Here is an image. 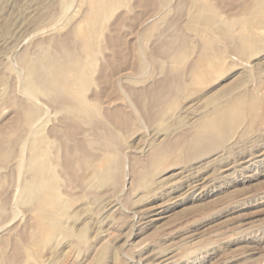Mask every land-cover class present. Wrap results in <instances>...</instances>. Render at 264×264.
Here are the masks:
<instances>
[{
	"label": "rangeland",
	"instance_id": "obj_1",
	"mask_svg": "<svg viewBox=\"0 0 264 264\" xmlns=\"http://www.w3.org/2000/svg\"><path fill=\"white\" fill-rule=\"evenodd\" d=\"M89 1L0 0V225L9 224L0 233V264H264V0H100L96 6L103 13L87 27ZM199 14L218 22L220 30L195 20ZM79 33L99 36L82 95L94 111L88 107L91 116L78 121L79 138L96 163L118 148L119 168L106 183L90 180L84 166L74 169L82 180L57 174L55 193L78 218H63L70 221L67 241L58 236L34 243L32 212L21 204L27 159L34 154L27 112H36L45 136L61 122L77 120L59 117L54 97L26 90L35 83L25 65L58 45L77 50ZM247 33L257 44L252 53L237 55V39ZM216 52L220 65L206 77L197 62ZM197 70L202 79L194 83ZM122 73L128 77L120 80ZM178 78L182 87L175 89ZM223 90L225 98H219ZM226 101L253 103L255 118L230 122L218 131L227 132L225 138L192 142L196 126L211 121ZM226 111L247 114L245 107ZM95 127L110 134L101 132L105 136L98 140ZM190 146L188 153L184 147ZM160 148L169 157L149 177L151 156ZM156 203L163 206L161 215L150 217L148 208Z\"/></svg>",
	"mask_w": 264,
	"mask_h": 264
},
{
	"label": "bare ground",
	"instance_id": "obj_2",
	"mask_svg": "<svg viewBox=\"0 0 264 264\" xmlns=\"http://www.w3.org/2000/svg\"><path fill=\"white\" fill-rule=\"evenodd\" d=\"M100 0H91V4L93 6H91L89 15L87 17L86 20V24L87 27H89V23L91 25L92 21L94 20L95 16L100 15L101 12L100 7L96 6L97 3ZM107 1V0H106ZM191 1V0H190ZM108 2V1H107ZM106 3V2H105ZM262 3V2H261ZM260 3V4H261ZM90 1H89V5ZM255 5V4H254ZM263 5V4H262ZM106 6V5H104ZM261 6V5H260ZM62 7V6H61ZM194 7V6H193ZM60 8V7H59ZM254 8V7H253ZM62 10V9H60ZM254 10V9H253ZM258 11H260L259 9H257ZM103 11V10H102ZM257 11V12H258ZM201 12V11H200ZM199 12V13H200ZM255 12V11H254ZM66 14V13H65ZM195 14V13H194ZM264 14V13H262ZM253 15V14H252ZM261 14L259 13V16ZM195 16V15H194ZM263 16V15H262ZM70 17V16H69ZM264 17V16H263ZM101 20V18H100ZM195 20H200L202 22L205 23V25L208 26V28H215V29H219L218 26V22H215L212 18L209 17H205L202 15H197ZM254 21V19H253ZM103 22V21H102ZM261 22V20H256L255 24H259ZM202 24V23H200ZM99 25H101L99 23ZM222 25V24H220ZM249 26V25H248ZM257 26V25H256ZM97 26H95L96 28ZM250 27L251 24H250ZM101 28V27H100ZM206 28V29H208ZM224 28V27H221ZM45 30V29H44ZM96 30V29H95ZM94 30V31H95ZM73 31V30H72ZM85 31V30H84ZM82 30V32H84ZM89 31V30H88ZM93 31V34H94ZM222 31V30H221ZM224 31V30H223ZM222 31V32H223ZM228 31V30H227ZM245 31V30H244ZM251 31V29H250ZM45 32V31H44ZM92 32V31H91ZM216 32V31H215ZM220 32V31H219ZM249 32V31H248ZM72 33V32H71ZM74 33V32H73ZM89 33V32H87ZM96 33V31H95ZM98 33V31H97ZM100 33V32H99ZM76 34V33H75ZM74 34V35H75ZM80 35H82L81 33H79ZM86 34V33H84ZM226 34V33H225ZM224 34V35H225ZM73 35V36H74ZM79 35L80 38V42L79 41H75L76 45L79 48V50H73L72 46L69 47V49L71 48L72 50L66 49L64 47V45L62 46H56L54 47L53 50H47V52H42L41 54L39 53V56L32 60L31 62L28 61V63L25 65V69L27 70V75L28 78H30L35 84H33V87H27V91H29L30 93H33L34 95H38V96H46V97H54V99H56V105H57V112L56 114H60L59 117H61V113L63 114H69L71 115L70 117H73L74 119H76L77 121L75 122L76 124H68L67 122H61L60 125L56 126V128L54 127V130H47V136H45V125L44 124H40L38 122L39 117L36 116V114L34 115V113H36L34 110H32L33 112H27V117H28V126L30 127V138H32V141L30 142V148L32 151H34L33 155H30L29 160L27 159L28 163L26 165L25 168V173L28 176V179L25 180L22 188V200H21V204L28 206L30 209V212H32V227L34 228V234L30 240V242H34V243H48L50 241H52L53 239H55L56 237H63L66 239L69 238L70 236V229L69 226H67V224L70 222L64 223V217L65 218H73L77 217L76 215L70 216L67 210V206L65 205V202L62 200L61 197H59L55 191H56V184L55 181L56 176H58L57 174H60L59 176L62 178L64 177H68L71 176V178L74 179H80V177H84L82 175H80V177L76 176L75 174V170L76 168H84L87 167L90 170V176L88 178L91 179H95L99 180V183H106L105 181L110 180L109 177L110 175H112V171L113 170H118L119 168V159H120V155L117 152V149L115 150V152L112 153H105L104 157L101 158V162L96 163L98 161V158L93 156V154L87 150V148L83 145V142L81 140V138H79V132L80 129L78 128V121H84L83 118L85 117H90L91 116V112H90V108L91 106H86L85 101L82 98L83 95V91L85 90L84 88L87 86L89 82V77L87 75L88 70H90V62L93 61V59L95 58V56L97 55L98 50H95V44L98 43L99 40V36L98 35H82V37ZM68 36V35H67ZM70 36V35H69ZM101 38V37H100ZM54 39V37H53ZM61 40V39H60ZM66 40V38H65ZM109 40V39H108ZM51 41V39H50ZM70 41L71 44V40ZM67 41V42H68ZM233 41V40H232ZM58 42V40L56 41ZM66 42V43H67ZM73 40V43H75ZM79 42V43H78ZM237 42L239 44L238 48H237V52L239 55L240 54H248V53H252L253 48L255 47L256 40L254 38V36L252 35H248L247 34H243L240 35L237 39ZM69 43V42H68ZM67 43V44H68ZM72 43V44H73ZM101 43V42H100ZM110 44L108 47H113V43H111V41L109 42ZM122 43V42H121ZM54 44V43H53ZM57 44V43H56ZM66 44V45H67ZM112 44V45H111ZM237 44V43H236ZM75 45V44H74ZM75 45V48L77 47ZM52 46V45H51ZM69 46V45H68ZM100 46V44H99ZM115 46V45H114ZM118 46V45H117ZM101 47V46H100ZM74 48V49H75ZM47 49V48H46ZM99 49V48H98ZM247 50V52H246ZM116 50L113 49L112 52L114 53ZM236 51V50H235ZM103 52V51H102ZM121 53V52H120ZM119 53V54H120ZM106 54V53H105ZM104 54V55H105ZM236 54V52H235ZM115 55V54H114ZM113 55V57H114ZM117 55V54H116ZM143 55V54H142ZM216 55V56H215ZM215 55L213 56H208L206 54H204L203 57L199 58L198 60V65H200L202 67V72L201 74L207 76H211L216 69L219 67L220 65V53L216 52ZM36 56V55H35ZM112 56V55H111ZM133 56V55H132ZM250 56V55H249ZM113 57L111 58L109 57H105L107 62L110 64L113 63L114 61H112ZM118 57V56H116ZM248 57V56H247ZM140 58V57H139ZM249 58V57H248ZM26 59V57L24 58V60ZM111 59V60H110ZM118 59V58H117ZM133 59V58H132ZM28 60V59H27ZM31 60V59H30ZM130 60V59H129ZM153 60V59H152ZM117 61V60H116ZM25 63V61H23ZM102 62V61H101ZM125 62V61H124ZM131 64V63H130ZM22 65V64H21ZM137 65V64H135ZM24 67V66H23ZM111 67V66H110ZM117 68V67H116ZM131 68V67H130ZM134 68V67H133ZM198 68V67H197ZM24 69V70H25ZM113 69V67H112ZM115 69V68H114ZM118 70V69H116ZM114 71V70H112ZM123 71V70H122ZM136 71V70H135ZM26 72V71H25ZM118 72V71H117ZM200 73L194 72L192 75V82L197 83L202 79ZM26 75V76H27ZM118 75V74H117ZM103 76V74L101 75V77ZM116 76V75H115ZM128 77V73H122L119 76V79H125ZM131 78V77H130ZM177 83L175 85V89H180L182 87V83L179 81V78L177 79ZM191 82V83H192ZM175 83V82H174ZM106 84V83H105ZM91 85V84H90ZM169 85V84H168ZM110 86V85H109ZM191 86V84H190ZM193 86V85H192ZM197 86V85H196ZM25 87V86H24ZM23 87V88H24ZM185 87V85H184ZM159 88V87H158ZM157 88V89H158ZM192 88V87H191ZM133 90V88H131ZM186 89V87H185ZM131 90V91H132ZM192 89H190L191 91ZM200 90V89H198ZM231 91V90H230ZM140 92V91H139ZM157 92V91H156ZM179 92V91H178ZM136 93V92H135ZM133 94V93H132ZM174 94V93H173ZM185 94V93H184ZM218 94V93H217ZM141 95V94H140ZM226 95V91L223 90V93L219 94V98H225ZM162 96V95H161ZM154 97V95H153ZM217 97V98H218ZM135 98V97H134ZM147 98V97H146ZM149 98V97H148ZM218 98V99H219ZM32 99V98H31ZM42 99V98H41ZM97 99V98H96ZM51 100V99H50ZM142 100V99H141ZM156 100V99H155ZM216 100V99H215ZM221 100V99H220ZM40 101V100H39ZM38 101V102H39ZM102 101V100H99ZM143 101V100H142ZM149 101V100H147ZM152 101V100H151ZM219 101V100H217ZM46 102V101H45ZM51 102V101H50ZM109 102V101H108ZM171 102V101H170ZM220 102V101H219ZM241 102V101H240ZM240 102H232L230 104H228V101L223 102L222 104L218 105L216 107V110L214 111L215 117L209 121V122H202L201 124H198L197 127V134L194 136V138L192 139V142H196L199 144H204V143H209L211 140H213L215 138L216 135L221 136L220 138H225L227 136V132H224L223 134H218V131L221 132L223 131V129L226 128V126H228V124L230 122L232 123H238L239 121H241L244 118L248 119V121L251 123L252 120L255 118V113L256 110L254 108L253 103H249L246 104L245 106H241ZM55 103V102H54ZM145 103V102H144ZM198 103V102H197ZM216 103V102H215ZM221 103V102H220ZM28 104V103H27ZM40 104V103H39ZM49 104V103H48ZM209 104V103H208ZM51 105V104H50ZM191 105V104H190ZM47 106V105H45ZM171 106V105H170ZM31 107V106H30ZM44 107V105H43ZM48 107V106H47ZM89 107V109H88ZM144 107V106H143ZM191 107V106H190ZM193 107V106H192ZM233 108V107H245L247 114H242L241 112L237 111V112H232V113H228L226 110L229 108ZM27 108V107H26ZM32 108V107H31ZM98 108V107H97ZM189 108V107H188ZM25 109V108H24ZM34 109V108H33ZM91 111H94L93 108H91ZM106 109V108H105ZM114 109V108H113ZM117 109V108H116ZM170 109V108H169ZM28 110V108L26 109V111ZM43 110V109H42ZM50 110V109H49ZM25 111V110H24ZM29 111V110H28ZM31 111V110H30ZM44 111V110H43ZM107 111V110H106ZM163 112V111H162ZM192 112V111H191ZM38 113V112H37ZM43 113V112H42ZM94 113V112H93ZM97 113V112H96ZM94 113V114H96ZM99 113V112H98ZM97 113V114H98ZM157 113V112H156ZM198 113V112H197ZM53 114V113H52ZM63 114V115H64ZM194 113H192L191 116H193ZM199 114V113H198ZM40 115V114H38ZM106 115V114H105ZM117 115V114H116ZM158 115V114H157ZM95 116V115H92ZM128 116V115H127ZM163 116V115H162ZM37 117V118H36ZM42 117V116H40ZM67 117V116H66ZM195 117V116H194ZM158 118V117H157ZM54 119V118H53ZM56 119V118H55ZM63 119V118H62ZM65 119V118H64ZM72 119V118H71ZM89 118H87L88 120ZM91 119V118H90ZM24 120V119H22ZM44 120V119H43ZM66 120V119H65ZM73 120V119H72ZM93 120H95L93 118ZM114 120V119H113ZM161 120V119H160ZM57 121V120H56ZM61 121V120H60ZM64 121V120H63ZM68 121V120H67ZM92 121V120H90ZM25 122V120H24ZM86 122V121H84ZM129 122V121H128ZM127 122V123H128ZM89 123V122H88ZM86 123V124H88ZM94 123V122H91ZM122 123V122H121ZM52 124V123H51ZM96 124V123H95ZM93 124V125H95ZM106 124V123H104ZM110 124V123H109ZM98 125V124H97ZM113 125V123H112ZM123 125V123H122ZM121 125V127H122ZM192 125V124H191ZM22 126V124L20 125ZM100 126V125H99ZM102 126V125H101ZM103 127V126H102ZM124 127V126H123ZM130 127V126H129ZM195 127V126H194ZM24 128V127H23ZM21 129V128H20ZM87 129V128H86ZM103 128H94L91 129L92 133H93V137H95L96 139H98L99 137H102L103 134H106L108 136V134L110 133H106V131H102ZM123 129V128H122ZM129 129V128H128ZM161 128H159L160 130ZM113 130V129H112ZM101 132L103 133L101 136ZM111 132V131H110ZM113 132V131H112ZM196 132V131H195ZM240 132V131H239ZM91 133V134H92ZM115 133V132H114ZM90 134V135H91ZM114 135V134H113ZM116 135V134H115ZM22 136V134H21ZM91 136V137H92ZM105 136V135H103ZM16 137V136H14ZM24 137V136H23ZM46 137L51 138L50 141H48L46 139ZM111 137V135L109 136ZM27 137H25V140ZM89 138V137H88ZM113 138V137H111ZM217 138V137H216ZM229 138V137H228ZM236 138V137H235ZM15 139V138H14ZM29 139V138H28ZM27 139V140H28ZM24 140V139H23ZM24 140V141H25ZM26 140V141H27ZM94 140V139H93ZM99 140V139H98ZM40 143H39V142ZM110 141V140H109ZM38 142V146H36V143ZM94 142V141H93ZM98 142V141H97ZM103 142V141H102ZM10 143V141H9ZM91 143V142H90ZM89 143V144H90ZM100 143V142H99ZM105 143V142H104ZM190 143V142H189ZM195 143V145H196ZM207 143V144H208ZM22 143V147H23ZM27 144V143H26ZM93 145V143H91ZM106 144V143H105ZM156 144V143H155ZM194 144V143H193ZM18 145V142H17ZM103 145V144H102ZM186 145V144H185ZM8 146V145H6ZM104 146V145H103ZM111 146V145H110ZM21 147V148H22ZM57 147H58V151ZM60 147V150H59ZM99 147V146H98ZM114 147V146H113ZM12 148V147H11ZM10 148V149H11ZM95 148V147H94ZM102 148V147H101ZM112 148V147H111ZM148 148V147H147ZM153 148V145H152ZM196 148V147H195ZM13 149V148H12ZM16 149V148H15ZM23 149V148H22ZM26 149V147H25ZM89 149V148H88ZM107 149V148H106ZM114 149V148H113ZM171 149V148H170ZM191 150V146L190 147H184V150ZM10 151V150H9ZM14 151V150H13ZM31 151V152H32ZM103 151V150H102ZM105 151V150H104ZM193 151V150H192ZM1 152V151H0ZM15 152V151H14ZM161 148L160 150H156V152L154 154H152V158L149 162V166H148V176L150 177L152 175V168L157 165V164H162L161 162L164 160L165 157L168 156V154L170 153L169 150L165 149L164 152L161 155ZM186 152V153H187ZM12 153V152H11ZM33 153V152H32ZM189 153V152H188ZM7 154V153H6ZM189 155V154H188ZM10 156V153H9ZM7 157V156H6ZM13 157V156H11ZM10 157V158H11ZM25 157V156H24ZM169 157V156H168ZM22 158V157H21ZM20 158V159H21ZM26 158V157H25ZM16 159V158H15ZM19 159V158H18ZM163 159V160H162ZM6 160V159H4ZM97 160V161H96ZM162 160V161H161ZM23 160L21 159V162ZM12 162V160H11ZM60 162V164H59ZM16 163V162H14ZM24 163L26 164V162L24 161ZM9 164V163H8ZM23 164V163H22ZM13 165V164H12ZM240 165V164H239ZM7 166V165H6ZM19 166V165H18ZM84 166V167H82ZM144 166V165H143ZM2 168V167H1ZM5 168V166H4ZM19 168V167H18ZM6 169V168H5ZM121 169V168H120ZM146 169V168H145ZM20 170V169H19ZM147 170V169H146ZM83 173V172H82ZM80 171V174H82ZM114 173V172H113ZM195 173V172H194ZM19 174V173H18ZM117 174V173H116ZM142 174V172H141ZM89 175V174H87ZM115 175V174H114ZM188 175V174H187ZM120 176V175H119ZM116 177V176H115ZM70 178V177H69ZM85 178V177H84ZM111 178V177H110ZM140 178V177H139ZM189 178V177H188ZM78 179V180H79ZM143 179V178H142ZM20 180V179H19ZM71 180V179H70ZM82 180V178L80 179ZM180 180H182L180 178ZM66 181V180H65ZM69 181V180H68ZM76 181V180H74ZM86 181V179H85ZM79 184L82 181H78ZM19 183V182H18ZM77 183V182H76ZM93 184V183H92ZM96 184V183H95ZM94 184V185H95ZM98 184V183H97ZM96 184V185H97ZM148 185V183H146ZM19 185V184H18ZM84 185V184H83ZM144 185V184H143ZM82 186V184H81ZM141 186V185H140ZM186 186V185H185ZM15 187V186H14ZM142 187H146V185L142 186ZM149 187V186H148ZM16 188V187H15ZM83 188V186H82ZM90 188V187H89ZM93 188V187H92ZM98 188V187H97ZM66 189V188H65ZM96 189V188H95ZM147 189V187H146ZM159 189V188H158ZM18 190V189H17ZM61 190V189H60ZM89 190V189H88ZM2 191V190H1ZM58 191V190H57ZM78 191V190H77ZM66 191H64L65 193ZM142 192V191H141ZM10 193V191L8 192ZM68 193V192H67ZM12 194V193H11ZM14 194V193H13ZM63 194V193H62ZM146 194V192H145ZM12 196V195H11ZM4 197V196H3ZM10 197V195H9ZM93 197V196H91ZM71 199V196L69 197ZM5 199V197H4ZM67 199V198H66ZM78 199V198H77ZM73 200V199H72ZM92 200V198H91ZM74 202V201H73ZM76 202V201H75ZM7 203V202H6ZM68 203V202H67ZM66 203V204H67ZM70 203V201H69ZM76 204V203H75ZM157 204V203H156ZM71 205V203H70ZM74 205V204H73ZM72 205V206H73ZM22 206V205H21ZM20 206V207H21ZM67 207V208H66ZM75 207V206H74ZM80 207V206H78ZM161 204H157L155 206H152L151 208H148V213L150 214V217H156L161 215ZM77 208V207H75ZM83 208V207H82ZM85 208V207H84ZM87 208V207H86ZM23 209V208H22ZM28 209V208H27ZM70 209V208H69ZM72 209V208H71ZM90 210V208H88ZM88 209H85L86 213L88 211ZM75 210V209H74ZM76 211V210H75ZM79 211V210H78ZM1 212V211H0ZM29 212V213H30ZM25 213V212H24ZM85 213V212H84ZM94 213V212H93ZM163 213V212H162ZM80 214V213H77ZM7 215V213H6ZM15 215V214H14ZM13 215V216H14ZM29 216V215H28ZM81 216V214H80ZM1 217H4L1 215ZM0 217V218H1ZM8 217V216H7ZM6 217V219H7ZM10 217V216H9ZM30 217V216H29ZM107 217V216H106ZM15 218V217H13ZM13 218H11L13 220ZM93 218V217H92ZM10 219V220H11ZM74 219V218H73ZM90 219V218H89ZM75 220V219H74ZM73 220V221H74ZM6 221V220H5ZM4 224L0 225V233L1 231L7 227L9 224L8 222ZM9 221V219H8ZM68 221V219H67ZM1 222V221H0ZM11 223V222H10ZM13 223V222H12ZM83 225V224H82ZM10 229V228H9ZM6 230V229H5ZM31 230V229H30ZM9 232V231H8ZM8 234V233H7ZM2 237V236H1ZM16 238V237H15ZM79 238V237H78ZM60 238H58L57 240H59ZM56 241V240H54ZM1 242V241H0ZM59 242V241H58ZM72 242V241H71ZM77 242V241H76ZM75 242V243H76ZM70 243V241H69ZM31 244V243H30ZM42 244V245H43ZM77 244V243H76ZM20 245V244H19ZM27 245V243H26ZM18 246V245H17ZM21 246V245H20ZM39 246V245H38ZM72 246V245H70ZM3 247V246H2ZM15 247V246H14ZM57 247V246H56ZM25 248V247H24ZM47 248V247H46ZM51 248V247H50ZM19 249V248H18ZM23 249V248H22ZM48 249V248H47ZM106 249V248H105ZM104 250V249H103ZM26 251V250H25ZM52 251V250H51ZM16 252V250H15ZM47 252V251H46ZM2 253V252H1ZM19 252H16V254H18ZM33 253V252H32ZM38 253V252H36ZM71 253V252H70ZM69 253V254H70ZM106 253V252H104ZM13 254V255H16ZM22 254V252H21ZM48 254V253H47ZM25 255V254H24ZM42 255V254H41ZM49 255V254H48ZM53 255V254H52ZM51 255V256H52ZM66 255V254H65ZM32 256V255H31ZM50 256V255H49ZM16 257V256H15ZM63 257V256H62ZM5 259V258H4ZM11 259H13V256H11ZM16 259V258H15ZM13 259V261L16 262V260L18 259ZM43 259V258H42ZM63 259V258H62ZM5 262V260H3ZM8 262V260H7ZM65 263V261H64ZM5 264V263H4ZM7 264V263H6ZM29 264V263H28ZM39 264V263H38ZM46 264V263H45ZM48 264V263H47Z\"/></svg>",
	"mask_w": 264,
	"mask_h": 264
}]
</instances>
